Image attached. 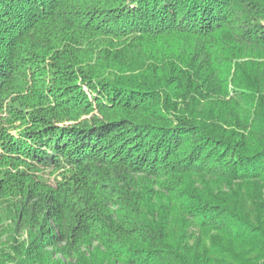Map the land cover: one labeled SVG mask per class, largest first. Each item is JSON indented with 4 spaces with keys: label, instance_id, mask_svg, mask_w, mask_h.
Masks as SVG:
<instances>
[{
    "label": "trees",
    "instance_id": "obj_1",
    "mask_svg": "<svg viewBox=\"0 0 264 264\" xmlns=\"http://www.w3.org/2000/svg\"><path fill=\"white\" fill-rule=\"evenodd\" d=\"M0 264H264V0H0Z\"/></svg>",
    "mask_w": 264,
    "mask_h": 264
},
{
    "label": "rangeland",
    "instance_id": "obj_2",
    "mask_svg": "<svg viewBox=\"0 0 264 264\" xmlns=\"http://www.w3.org/2000/svg\"><path fill=\"white\" fill-rule=\"evenodd\" d=\"M127 51V50H126ZM119 56L120 57H122V55L121 54H119ZM116 63H119L120 61H115ZM126 74V73H125ZM137 75H139L138 73L136 74V73H133V74H131V73H127L125 76L126 77H134V76H137Z\"/></svg>",
    "mask_w": 264,
    "mask_h": 264
}]
</instances>
